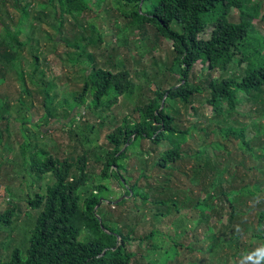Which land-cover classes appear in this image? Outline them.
<instances>
[{
	"label": "trees",
	"instance_id": "obj_1",
	"mask_svg": "<svg viewBox=\"0 0 264 264\" xmlns=\"http://www.w3.org/2000/svg\"><path fill=\"white\" fill-rule=\"evenodd\" d=\"M13 1L14 12L18 17L13 25L7 24L5 19L1 21L5 34L0 38V61L3 63V69H11L20 82L21 87L15 102L23 104L24 97L32 99L34 92L30 90V86H33L45 111L40 118L43 125L33 124V117L21 118L20 131L24 138H29V146L34 144V136L29 132L44 126L50 127L52 121L59 125L62 121L66 126L73 125L88 109L109 114L121 97L136 96L140 102L134 109L138 117H124L120 124L108 133L107 146L99 147V157L102 159L99 160L102 166L101 178L106 182L93 184L90 181L88 156L86 153L78 154L77 148L63 159L56 156L54 158V155L43 149L39 156V147L32 149L34 156L44 159L43 162L33 159L32 172L37 173L39 177L50 175L55 182L44 194H37L28 201L32 210L39 211L34 227H29L24 246L16 248L10 258H0V264H141V261L145 260L146 264L147 260L148 264H167L180 254L178 245L181 243L174 242L170 245L162 252L159 261L152 257L153 252L148 250L149 247L138 253L131 250L130 245L137 239L145 241L144 239H154L155 236H168L155 222L161 223L170 218L171 214H184L186 211L191 215L215 214V218L221 219L223 214L215 208L217 201L213 198L214 190L209 187L212 180L233 181L236 189L244 186L242 190L249 185L253 189L250 193L253 197L263 192L258 184H242L244 176L236 169H231L230 163L224 166L222 162H218L219 153L224 152L219 148V145H224L222 142L213 141L209 145L206 143L219 131L227 139L239 141V147L248 159L264 163V143L255 148L253 141L247 138L248 126H236L230 120L232 114L243 116L239 107L243 106L245 101L264 105V37L259 34L255 24L257 19L264 23V11L260 15L261 1H250L247 4L244 0H116L118 7L123 9V14L133 19L134 23L141 27H156L160 37L173 43L174 60L169 70L174 77H178V83L169 89L157 84L158 89L153 91L154 96L146 103L142 102L141 94L139 95L142 90L134 83L128 70L116 72L107 69L96 63L94 54L91 53L92 57L87 56L90 53L87 46L102 43L103 34L90 24L84 26L80 19L89 14L93 7L98 10L103 7H97V1L93 4L92 0H28L25 4H21L19 0ZM148 5L153 9L147 11ZM233 9L241 12L238 23L231 21ZM8 18L14 20L12 14ZM70 20V29L77 26L83 33L85 27L92 28L94 33L98 32V40H89L82 33L80 36H73L76 32L70 30L71 39L73 38V41H70L62 29L69 25ZM38 24H46L52 28L61 38V45L71 49L68 57L70 64L85 67L84 70V67L81 69L83 84L79 88L75 85L71 92L60 93L57 86L48 80V55L45 53L51 43L56 45L59 40L54 39L52 33L41 27L45 35L43 44V40L37 38L32 31ZM20 33L25 35L24 39L20 38ZM29 55L32 63L27 64L30 69L25 70L27 66L24 67L21 58ZM85 58L89 62H86ZM59 60L63 61L61 58ZM199 62L208 64L212 71L228 72L232 65L244 64L246 69L243 77L211 79L209 84L203 87L192 80L194 69ZM5 79L4 76L2 79L0 77V84L4 83ZM205 93L209 94L207 102L215 111V116L209 119L208 126H181L180 107L176 105L181 103L192 110L190 114L201 117L195 102L199 95ZM242 93L245 95L244 99L241 98ZM59 94H62V100H58ZM0 101L5 105L2 98ZM55 102H60L59 109ZM26 107L32 110L33 103ZM28 124L31 125L30 129L26 127ZM196 132L201 134L203 142L197 138ZM144 143L150 145L152 154L143 152ZM188 144L197 147L195 150H188ZM24 145L26 147V143ZM25 147L22 154H25ZM135 149L141 151L140 155L149 157L155 153L152 166L163 172L164 180L159 181L154 188L149 183L146 187H140L141 178H149V174L142 169L134 185L130 184L132 177L128 174L129 159ZM187 159H190L191 163L189 172L182 170V165ZM179 174L186 175L192 186H200L201 195L194 198L192 188L188 187V194L186 197L182 196L181 189L177 187ZM89 184H92V187ZM216 187L214 189H217ZM118 189L126 190L127 196L132 193L134 199L112 204L115 207L126 206L131 200H134L137 210L141 208L138 205L140 201L153 205L154 228L150 234L135 236L133 228L129 226V231H125L113 220L109 221L112 227L107 224L102 216L104 214L100 212L104 205L100 194L113 195ZM168 204H171L172 210L168 209ZM15 213L16 207L12 206L2 214L0 220L12 226ZM234 220L231 218V222ZM263 221L264 213L259 216V225ZM112 223L114 225H111ZM219 242L218 238L215 239L216 245L221 243ZM149 245L153 246L154 250L160 247L154 241H149ZM171 248L176 249V255L169 253Z\"/></svg>",
	"mask_w": 264,
	"mask_h": 264
},
{
	"label": "rangeland",
	"instance_id": "obj_2",
	"mask_svg": "<svg viewBox=\"0 0 264 264\" xmlns=\"http://www.w3.org/2000/svg\"><path fill=\"white\" fill-rule=\"evenodd\" d=\"M19 1L21 4H25L28 0ZM33 1L37 2L38 0ZM96 1L97 7H103L100 10L93 7L89 14H85L80 19V23L84 26L90 24L97 28L103 34V42L98 45L87 46V51L90 52L87 56L92 57L91 53L94 54L96 63L107 69L116 72L122 69L128 70L134 83L142 90L139 95L141 94L143 103L148 102L154 96L153 91L158 89L157 84H162L164 89H169L173 84H177L178 77H174L169 70L174 60L173 43L160 37L157 34L156 27L152 25L141 27L134 23L133 19L123 14L124 11L118 7L116 0H106L105 2L104 0H92V4ZM250 1H261L260 15H262L264 0H244V3L248 4ZM13 3V0H5V2L0 0V38L2 34H5L1 21L5 19L7 24L13 25L14 21L17 20L18 14L14 12ZM152 9L150 5L146 7L147 11ZM11 14L14 18L13 21L8 18ZM240 15V10L233 9L230 15L231 21L240 22ZM255 24L259 34L264 37V23L257 19ZM71 25L72 20H70L69 25L62 29L65 36L73 41L69 31L76 32L73 33V36H80L82 30L77 26L70 29ZM41 27L52 33L54 39L59 40L56 45L51 43L45 53L48 55V58H46L48 80H51L57 86L60 93L63 91L71 92L75 85L79 88L83 84V71L81 69L84 66L70 64L68 57L71 49L65 48L64 44L61 45V38L56 35L52 28L46 24H38L35 26L36 29L32 31L37 38L43 40V44L45 35ZM84 29L85 31L82 34L88 37L89 40H98V32L94 33L93 29L88 27ZM24 36L20 33L21 39H24ZM208 36L209 34L206 35V38ZM59 58L63 61L61 62ZM86 58V62H89ZM21 62H23L24 67L27 64L30 65L32 63L30 55L23 56ZM29 69L28 66L25 68V70ZM84 69L85 67L82 70ZM87 69L89 68L87 67ZM245 69L246 64L242 66L232 65L228 72L222 70L212 71L208 64L199 62L194 69L192 80L206 87L211 79L229 78V76L243 77ZM164 73L166 74L164 75ZM3 76L6 79L4 83L0 84V98L9 107H6L0 101V218L7 209L12 206L16 207L15 216L12 218V226L0 220V258L8 259L16 248L24 246L29 227H34L36 222L39 211L32 210L28 201L37 194H44L47 188L55 182L50 175L39 177L37 173L32 172L33 159L36 162H43L44 160L42 157L34 156L32 149L36 146L39 147V156H41V150L43 149L54 155V158L63 159L67 158L72 150L77 148L78 154L86 153L88 156V167L91 172L90 181L93 184L106 182L101 178L102 166L99 161L101 159L99 157L101 149L99 147L107 146L108 133H111L124 117H138L134 109L140 101L139 98L136 99V96L132 98L121 97L118 104L109 111V114L88 109L85 114L77 118L73 125L69 126H66L64 121L61 122V125L55 123L56 121H52L50 127L44 126L37 131L33 130L34 133L33 131L29 132L32 137L34 136L32 138L34 144L29 146V138H24L23 133L20 131L21 118L33 117V124L43 125L44 123L42 124L40 118L45 111L41 98L35 93V87L30 86V90L34 92L33 98L28 100L27 97H24L23 104L15 102L14 99L17 98V92L21 87L20 82L11 69H7V67L3 69V63L0 61L1 79ZM208 97L209 94L205 93L196 98L195 105L200 109L201 117L190 114L192 110L184 107L181 103L176 105V107H180L181 126L188 127L192 124L208 126L209 119L215 116L213 106L207 102ZM244 97L245 95L242 93L241 98L244 99ZM59 99L62 100V94H59ZM89 100L91 101V99ZM31 102L33 103V109L29 110V107L26 106ZM59 105L60 102H55L58 109ZM239 108L243 116L232 114L230 120L236 126L247 125L248 140H252V145L259 148L264 143V105L255 101H245L244 105ZM26 127L30 129L31 125L28 124ZM195 134L199 140L204 141L200 133L196 132ZM213 141H220L224 144L219 145V148L224 152L219 153L218 162H222L224 166H228L230 163L231 169H236L244 176L245 179L242 184H258L263 192L258 194L257 197H253L250 196L253 189L249 185L242 190L244 186L236 189L233 181H225L226 179H224V182H215L212 180L209 187L214 190L212 192L214 193L213 198L217 201L215 208L223 214L220 217L221 219L215 218V214L191 215L186 211H184V214L183 212L181 214H171L170 218H166L161 223L155 222L156 226L168 236L162 238L155 236L154 239H144L145 241L137 239L130 245L131 250L141 253L142 250L149 247L148 250L153 252L152 257L159 261L162 252L176 242L181 243L178 245L180 254L168 261L167 264H252L251 261H248V256L256 249L264 247V221L259 225V216L264 213V163L248 159L247 156H244L246 153L240 149L239 141L233 138L229 140L219 131L214 133L206 143L209 145ZM144 144L143 152L152 154L150 145L148 143ZM24 147L25 154H22ZM196 147L194 144H188L186 149L195 150ZM140 152V150L135 149L132 150L130 155L128 173L132 177L130 184L134 185L142 169L149 174V178H141L140 187H146L149 183L154 188L157 183H160L159 181L164 180L163 172L152 166L155 153L149 157L143 154L140 155ZM192 163L194 164V160H192ZM179 166L178 164V170ZM182 166V170L185 169L184 171L189 172L190 159H187ZM258 168H262V170L259 171ZM225 176L227 177V175ZM217 185L218 187H216ZM89 186L92 187V184H89ZM177 187L181 189L184 197L188 194V187L192 188L194 198L201 195V187L189 184L186 175L179 174L177 176ZM215 187L217 189H214ZM125 192L124 189H118L115 190L114 194L112 193L113 195H110L111 193L100 194L101 202L104 204L100 211L101 214H104L102 216H104L108 225L109 221L113 220L125 231H129V227L133 228L135 236L150 234L154 228L153 205L143 204L140 201L138 203L141 207L140 210L134 207V200H131V203H127L126 206L115 207L112 205L123 200L129 201L130 198L134 199L132 193L127 196ZM168 207L172 210L171 204H168ZM201 212L202 209H200ZM143 214L146 215L143 216ZM231 218L235 219L234 222H231ZM111 225H114V223ZM205 238L208 239L205 240ZM217 238L221 242H219V245L215 244ZM149 241H154L160 247L155 250L152 249L153 246L149 245ZM169 251L172 256L176 255L175 248H171ZM145 261H141V264H146ZM261 264H264V261Z\"/></svg>",
	"mask_w": 264,
	"mask_h": 264
},
{
	"label": "clouds",
	"instance_id": "obj_3",
	"mask_svg": "<svg viewBox=\"0 0 264 264\" xmlns=\"http://www.w3.org/2000/svg\"><path fill=\"white\" fill-rule=\"evenodd\" d=\"M248 261H251L252 264H261L264 261V247L256 249L248 256Z\"/></svg>",
	"mask_w": 264,
	"mask_h": 264
}]
</instances>
